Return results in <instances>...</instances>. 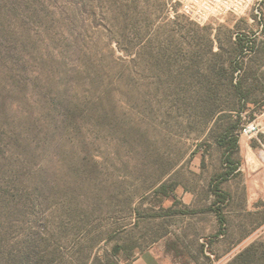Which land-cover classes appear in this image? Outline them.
<instances>
[{"label":"rangeland","instance_id":"obj_1","mask_svg":"<svg viewBox=\"0 0 264 264\" xmlns=\"http://www.w3.org/2000/svg\"><path fill=\"white\" fill-rule=\"evenodd\" d=\"M225 1L0 0V264H264V0Z\"/></svg>","mask_w":264,"mask_h":264},{"label":"trees","instance_id":"obj_2","mask_svg":"<svg viewBox=\"0 0 264 264\" xmlns=\"http://www.w3.org/2000/svg\"><path fill=\"white\" fill-rule=\"evenodd\" d=\"M234 128V127H233ZM232 127L227 128L225 131L222 139L224 142H226V145H228L227 149H231L232 153H228L225 156V166L227 167V171L220 174L218 176V179L214 182L212 185V192L217 197V203L225 202L227 199V194L223 193L219 186L222 182L226 181L230 176L233 174H236L235 172L238 170L237 164L232 159V154H235L238 152L239 146H238V138L237 136L233 135L234 129ZM157 194H160L161 196L167 198V199H174V193L173 190L170 189L167 185L161 184L155 191ZM215 203H213L212 206H214ZM213 212L216 214L217 220L220 224V230H223V216L221 212L219 211L218 207L211 208ZM181 214H191V212H182ZM229 264H250V256L248 254V250L240 253L237 255Z\"/></svg>","mask_w":264,"mask_h":264},{"label":"built area","instance_id":"obj_3","mask_svg":"<svg viewBox=\"0 0 264 264\" xmlns=\"http://www.w3.org/2000/svg\"><path fill=\"white\" fill-rule=\"evenodd\" d=\"M181 5V9L187 15L203 16L219 13L221 6L227 5L225 0H176ZM216 264V263H213Z\"/></svg>","mask_w":264,"mask_h":264},{"label":"crops","instance_id":"obj_4","mask_svg":"<svg viewBox=\"0 0 264 264\" xmlns=\"http://www.w3.org/2000/svg\"><path fill=\"white\" fill-rule=\"evenodd\" d=\"M130 264H172L166 253L160 248H150L136 255Z\"/></svg>","mask_w":264,"mask_h":264}]
</instances>
